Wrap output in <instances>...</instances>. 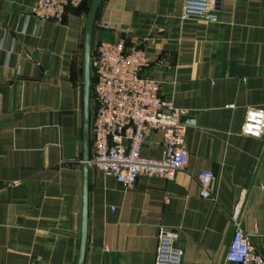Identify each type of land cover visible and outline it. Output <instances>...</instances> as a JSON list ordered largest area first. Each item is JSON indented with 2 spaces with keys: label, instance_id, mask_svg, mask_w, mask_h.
Here are the masks:
<instances>
[{
  "label": "crops",
  "instance_id": "obj_1",
  "mask_svg": "<svg viewBox=\"0 0 264 264\" xmlns=\"http://www.w3.org/2000/svg\"><path fill=\"white\" fill-rule=\"evenodd\" d=\"M35 0H0V264H76L82 214V45L91 0L63 20L31 16ZM183 0H99L100 39L141 46V73L186 119L187 162L171 179L138 175L132 188L86 169L81 264H152L158 227L177 233L181 264L224 260L240 227L264 254V129L240 134L248 106L264 107V0H216V21L181 19ZM90 91V76H89ZM91 99L88 100V156ZM159 131L140 155L159 158ZM213 174L214 200L195 174ZM256 230L255 232L253 230Z\"/></svg>",
  "mask_w": 264,
  "mask_h": 264
},
{
  "label": "built area",
  "instance_id": "obj_2",
  "mask_svg": "<svg viewBox=\"0 0 264 264\" xmlns=\"http://www.w3.org/2000/svg\"><path fill=\"white\" fill-rule=\"evenodd\" d=\"M80 1L35 0L30 14L39 21L61 22L68 8ZM215 8L216 0H183L180 18L216 21ZM147 61L141 46L126 44L123 38L98 40L89 59L91 139L87 164L112 176L124 188H132L138 175L171 179L187 162L181 111L169 97L160 95L157 80L141 73ZM263 129L264 107L248 106L240 134L257 138ZM153 131L161 134V156L146 158L140 155V148ZM195 178L199 196L214 200L212 172L200 170ZM241 204L238 199L229 214L232 232L224 260L264 264V254L255 249L240 227ZM181 255L176 231L158 227L152 264H181Z\"/></svg>",
  "mask_w": 264,
  "mask_h": 264
},
{
  "label": "water",
  "instance_id": "obj_3",
  "mask_svg": "<svg viewBox=\"0 0 264 264\" xmlns=\"http://www.w3.org/2000/svg\"><path fill=\"white\" fill-rule=\"evenodd\" d=\"M99 0H91L84 25L82 45V125H81V161H82V218L80 230L79 254L76 264L82 263L85 241V194H86V169L88 159V100H89V59H90V33L93 15ZM180 121L186 119L183 115Z\"/></svg>",
  "mask_w": 264,
  "mask_h": 264
}]
</instances>
